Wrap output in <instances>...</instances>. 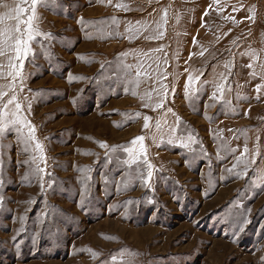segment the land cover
<instances>
[{
	"label": "rangeland",
	"instance_id": "obj_1",
	"mask_svg": "<svg viewBox=\"0 0 264 264\" xmlns=\"http://www.w3.org/2000/svg\"><path fill=\"white\" fill-rule=\"evenodd\" d=\"M33 26L0 55V264H264V0H46Z\"/></svg>",
	"mask_w": 264,
	"mask_h": 264
},
{
	"label": "snow or ice",
	"instance_id": "obj_2",
	"mask_svg": "<svg viewBox=\"0 0 264 264\" xmlns=\"http://www.w3.org/2000/svg\"><path fill=\"white\" fill-rule=\"evenodd\" d=\"M23 2L28 3V0H23ZM45 2L46 0H31L30 9L22 6L21 4H18L13 9V12L15 13V15L14 16L8 15L5 17L7 19H14L16 23L12 27L5 26L3 28H0V55H6L7 54L6 49L14 46L13 50L15 52V59L21 60L32 51L30 44L33 40H35L37 35H45V36L51 35L50 33L49 34L39 33V31L35 29L33 26V21L36 18V6L37 4H41ZM117 7H125V6L117 5ZM29 11L31 12V15H28ZM25 16H27V19H24ZM5 18H0V23H3ZM21 24L25 26L23 31L21 30ZM10 66L15 69L13 73H9L10 75L13 76V79H15L16 76L22 75V65L15 64V65H10ZM249 67H251V65H249ZM193 82L194 81H193L192 76H189L187 87L190 88ZM163 87L166 89V86H163ZM261 87L262 86H257V92L261 90ZM222 88H223V85H218L216 92H220L222 94ZM7 95H8L7 92H0V99H2L4 96H7ZM166 96H167V91L165 90L162 92L161 99L155 105L153 110H156L158 108H163L165 100H166ZM212 98L213 99L216 98V93H213ZM15 100H16V97L14 95L10 99H8L7 103L3 105V108H0V114H6V113H3V109H6L9 104H13ZM148 106L149 105L147 104L145 105V107H148ZM15 108L17 112H19L21 110V104L15 103ZM136 115L139 116L138 113ZM143 119H144L143 127L147 129L149 127V122L151 120V117L144 116ZM19 122H20L19 120L10 121V123H19ZM26 126L29 129V138H28L29 141H36L35 148L40 151L41 159H46L43 155V145L40 144L39 141L36 139L35 127L31 125L30 123H27ZM3 131H4V126L0 125V132H3ZM143 141H144L143 136H138L134 138V140L132 141V144L140 146L139 152H137L135 148L130 149L128 151H129V155L133 163H138L142 160L143 163L147 165L149 170L147 171V175L144 177V182L146 185H150V181L153 175V172H152L153 166L147 160V154H146V150L143 145ZM100 146L104 148L108 147L106 142L101 143ZM245 152H247V149H245ZM239 162L240 161L238 160V163ZM254 162L255 161L253 160L252 163ZM37 171L40 172V171H43V169L37 168ZM229 171H231V169H229Z\"/></svg>",
	"mask_w": 264,
	"mask_h": 264
},
{
	"label": "crops",
	"instance_id": "obj_3",
	"mask_svg": "<svg viewBox=\"0 0 264 264\" xmlns=\"http://www.w3.org/2000/svg\"><path fill=\"white\" fill-rule=\"evenodd\" d=\"M60 19H62V18H60ZM62 20H64V21H66V22H72V23H74V19H62ZM59 26H58V28H55L53 31H56V30H58V31H64L65 30V28H66V26H67V23L65 24V23H63V22H59V24H58ZM222 26V25H221ZM207 27H209V26H207ZM71 53L72 52H74L73 50L72 51H70ZM30 55H33V49H32V51L26 56V58H28ZM74 56V55H73ZM8 73V70H6V74ZM263 73V72H262ZM263 80H264V77H263ZM6 90H7V87H4L3 89H2V91L3 92H6ZM3 98H5V96L3 97ZM2 98V99H3ZM256 117V116H255ZM251 119V118H250ZM256 119L258 120V118L256 117ZM252 120V119H251ZM262 123H264V120H262V121H260L259 122V124H262ZM249 132H250V134L251 135H255V136H257L259 139H260V141L261 140H263L264 141V124L262 125V126H259V125H256V126H254V127H251L250 129H249ZM257 138V139H258Z\"/></svg>",
	"mask_w": 264,
	"mask_h": 264
}]
</instances>
